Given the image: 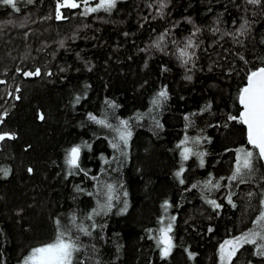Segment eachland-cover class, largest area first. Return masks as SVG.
I'll list each match as a JSON object with an SVG mask.
<instances>
[{
    "label": "trees",
    "instance_id": "1",
    "mask_svg": "<svg viewBox=\"0 0 264 264\" xmlns=\"http://www.w3.org/2000/svg\"><path fill=\"white\" fill-rule=\"evenodd\" d=\"M59 2L17 0L18 11L0 4V134L15 137L0 141V170H8L0 171V264H22L31 249L52 242L57 219L79 237L74 264H220V245L253 229L264 193L262 160L245 182L229 180L237 150L252 146L246 126L228 119L242 110L249 72L264 66V0H167L163 14L159 0H120L110 12L90 13L77 0L81 7L62 8L57 19ZM245 21L249 30L238 35ZM196 27L195 57L185 66L172 42L182 47ZM165 31L161 52L152 45ZM36 69L40 76L24 77ZM162 88L168 99L154 107ZM89 113L114 126L129 121L126 155L109 143L116 133ZM185 136L200 139L187 146L206 153L203 167L195 154L182 160L177 145ZM76 145L84 171L68 175L65 156ZM210 176L218 189L203 187ZM107 184L111 210L88 220ZM172 217L174 247L162 258L155 237ZM232 264H264V257L245 244Z\"/></svg>",
    "mask_w": 264,
    "mask_h": 264
},
{
    "label": "snow or ice",
    "instance_id": "2",
    "mask_svg": "<svg viewBox=\"0 0 264 264\" xmlns=\"http://www.w3.org/2000/svg\"><path fill=\"white\" fill-rule=\"evenodd\" d=\"M31 2V0H29ZM83 4L87 5L88 0H82ZM117 0H100L97 7H86V12H96L103 9L106 12H110L113 8L116 7ZM248 4L251 5H260L261 0H247ZM0 4L5 6H10L14 10H17V0H0ZM167 6V0H159V10L163 14V9ZM81 7V4L77 0H62L57 5V19H63V15L60 12L62 8L76 9ZM189 23L192 21L189 19ZM219 22V21H217ZM248 22L245 21L241 25L238 35H244L249 30ZM200 29L198 27L194 28L192 35L186 38L183 43V46H179L176 41H173V44H177L176 55L180 62L187 66L190 62L193 61L195 57V48L198 46L197 42L194 40V37L199 33ZM127 35V33H125ZM169 35L168 31L162 33L158 39L153 43V47L164 52L166 50V37ZM143 51V49H142ZM243 59V57H241ZM63 70V69H62ZM91 71V68L88 69ZM52 73H48L51 75ZM25 76H40V69H36L35 72H26ZM191 76H186V79L191 80ZM4 83V81H0ZM19 89H17L18 91ZM80 97H76V103H79ZM168 99V92L166 88H162L152 100L154 107H158L163 100ZM238 101L242 108L238 116L229 115L228 119L230 121H236L240 124L246 126L247 130V141L248 144L252 146V149L256 150V155L250 150H245L244 148L237 150L236 155V164L232 176L229 178L230 181H236L238 178L240 182H245L246 178H250L255 172V159L264 160V66L258 67L254 70H251L247 75V84L240 89L238 95ZM106 103L112 107L116 108L118 105L114 104L112 101H106ZM211 108V104L207 105L204 111H207ZM151 111V109H150ZM195 115V113H193ZM139 118V116L137 117ZM40 119L43 120L44 116L41 114ZM88 119L92 122L99 124L105 128H108L116 133V135L109 141L111 147L121 155H126L124 149L128 147L129 140L132 136V131L130 129L128 120H120L119 124L114 126L107 121V119H98L95 115L89 113ZM185 120H189L188 116H185ZM0 123H2V118H0ZM159 125V122L157 121ZM226 126V125H225ZM162 127V126H161ZM14 134L3 133L0 134V141L5 139H14ZM207 139V138H205ZM210 142V141H209ZM191 143L198 146L200 144L199 138H189L185 136L184 140L177 145L181 148L180 153L183 161H187L193 154H195L198 159L200 166H204V156L206 153L196 151L192 147L187 145ZM81 145H76L68 149L65 156V163L68 168V175H75L77 171H84L80 166V156H81ZM83 147H87L91 150V145L85 143ZM107 162V161H106ZM3 171V175L6 177L8 175V170ZM28 171L31 173L32 169L29 168ZM185 171L183 164L180 167V170L175 173L177 178H180ZM88 173L85 172V175ZM93 179H96L93 177ZM180 183L183 184L184 180L180 179ZM193 188H196L197 185L193 184ZM203 187L205 189H218L220 187L219 182L213 183L211 176L207 181L204 182ZM106 192L105 202L100 203L98 201V206L93 210V213L89 214L87 219L93 220V217L96 215L106 214L112 208V201L114 199V188L112 184H107L105 186ZM76 191H82L78 186ZM88 195H93V193H88ZM127 195V193H125ZM255 195L254 193H249V197ZM207 203L213 206L214 209H218L221 205L217 204L215 200H207ZM228 203H232L231 194L228 197ZM235 206V205H233ZM165 210L169 205L165 202ZM127 209V203L124 204V210ZM77 217L73 215L71 217L72 223L75 225ZM172 222H169L166 227L162 226L159 229V235L155 237L157 246L160 248V254L162 258H167L172 251L173 238L170 233L173 230V222L175 217L171 218ZM57 225V233L55 239L47 244L42 246L35 247L31 249L30 253L23 259L22 264H74L76 260L75 254L81 250V245L79 243V237L73 238L71 234L67 233L61 227V221L57 219L55 221ZM164 221L161 220L163 225ZM254 227L252 230L243 233L241 236L235 237L232 240H226L223 244L220 245L219 256L220 264H232L233 257L236 256V253L241 247L245 244H250L255 247V254L261 257H264V193H261L260 199V212L257 218L255 219ZM79 232L83 233L86 236H91L92 233L89 229L83 225H77ZM92 229L96 228L95 223L91 225ZM211 231V229H209ZM153 238V237H150ZM189 257L193 258V254L189 253ZM79 264H83V261H80Z\"/></svg>",
    "mask_w": 264,
    "mask_h": 264
},
{
    "label": "rangeland",
    "instance_id": "3",
    "mask_svg": "<svg viewBox=\"0 0 264 264\" xmlns=\"http://www.w3.org/2000/svg\"><path fill=\"white\" fill-rule=\"evenodd\" d=\"M120 0H117V2ZM100 0H88V5L86 7H97L99 4ZM99 11H104L103 9L99 10ZM98 12V11H96ZM90 13V12H89ZM250 151H253L254 153H256V151L254 149H251Z\"/></svg>",
    "mask_w": 264,
    "mask_h": 264
},
{
    "label": "water",
    "instance_id": "4",
    "mask_svg": "<svg viewBox=\"0 0 264 264\" xmlns=\"http://www.w3.org/2000/svg\"><path fill=\"white\" fill-rule=\"evenodd\" d=\"M28 72H29V71H28ZM24 77H25V78H33L34 76L29 77V76H25V75H24ZM262 161H263V163H264V160H262Z\"/></svg>",
    "mask_w": 264,
    "mask_h": 264
}]
</instances>
